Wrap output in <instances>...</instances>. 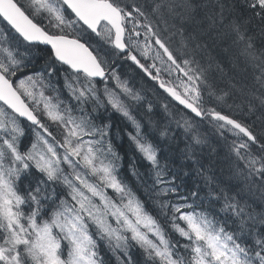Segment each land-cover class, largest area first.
<instances>
[{
	"label": "snow or ice",
	"instance_id": "snow-or-ice-1",
	"mask_svg": "<svg viewBox=\"0 0 264 264\" xmlns=\"http://www.w3.org/2000/svg\"><path fill=\"white\" fill-rule=\"evenodd\" d=\"M243 2L252 17L264 23V0ZM217 6L219 23L223 24L226 7L232 10L234 5L226 6L222 0H217ZM195 8L193 0L180 3L158 0L151 11L167 24L166 15L183 22ZM45 14L48 25L56 31L37 22L36 17ZM140 18L144 21L141 25L145 35L143 46L133 40L131 34L125 40L130 19L136 21L131 32L140 35L136 31ZM0 23L8 29L0 32V264H137L132 255L134 248L142 253L144 264H264V234L254 238L252 243L244 239L253 234L257 218L247 213L245 206L233 197L223 195L222 211L238 219V230L234 231H229L226 223L209 212L198 210L194 202L186 203V196L175 203L165 199L178 191L174 186L175 177L171 181L165 179L157 148L142 133L120 93L107 88L104 91L107 104L134 126L135 134L129 133V137L155 172L156 206L171 233L180 238L175 241L165 225L118 178L116 161L120 157L108 139L109 125L97 126L83 107L81 116H73L72 106L62 107L64 102L59 95L55 97L56 103L53 97L45 95L46 89L59 93L51 78L67 66L63 87L69 90L71 97L80 105L93 103V111L103 106L91 78L105 76V61L91 44L82 42L80 33L90 30L100 41L124 53L153 80L159 78L160 69H156L157 75H152L132 49L147 57L153 46H158L162 53L157 50L154 59L161 64L170 62L168 69L171 71L174 66L184 72L188 81L182 82L183 93L166 86L163 80L159 86L196 117L210 116L218 122L219 129L230 125L229 131L243 133L247 141L234 143L233 150L250 176L255 174L264 180V143L236 119L215 108H202L199 85L206 83L205 70L195 60H181L160 30L152 26L142 7L125 0H30L27 5L19 0H0ZM229 26L235 36L234 43L243 45L240 55L258 62L254 63L259 69L255 79L264 87V49L257 55L253 38L238 20L233 19ZM70 30H75L77 35H70ZM13 31L17 34L13 38L18 41L22 38L31 46H50L45 71L17 78L27 65L17 58L18 53L12 48L3 46L8 44ZM151 68H155V64ZM111 75L125 96L134 101L140 99L115 72ZM260 102L264 104V97ZM41 104L42 114L66 129L63 142H57L64 149L63 156L49 142L47 137L52 133L36 114ZM19 118H26L36 126L32 128L34 140L25 151H21L25 129L18 122ZM185 127L190 130L192 125L185 121ZM85 136L92 139L84 140ZM193 139L196 144L202 143L198 136ZM249 142L259 146L258 155L252 153ZM62 164L71 171L65 172ZM33 169L41 175L21 189L22 177L31 175ZM50 183L63 185L67 190L65 198L59 197L55 189L49 191ZM105 189L113 190L116 197L109 196ZM198 195V192L191 193L193 198ZM259 223L264 225V215ZM181 239L185 242L181 243ZM105 254H110V258L106 260Z\"/></svg>",
	"mask_w": 264,
	"mask_h": 264
},
{
	"label": "trees",
	"instance_id": "trees-1",
	"mask_svg": "<svg viewBox=\"0 0 264 264\" xmlns=\"http://www.w3.org/2000/svg\"><path fill=\"white\" fill-rule=\"evenodd\" d=\"M125 2L142 7L152 26L160 30V34L167 39L170 49L181 60H195L205 70L206 83L199 85L202 108H215L236 119L264 143V104L260 102V98L264 97V87L256 81L255 76L259 75V69L254 67V63L258 62H252L240 55L243 45L234 43L235 36L229 26L230 21L238 20L242 27L247 29V34L253 38L257 55L264 49V23L252 17L243 0H222L226 6L234 5L232 10L226 7L224 12L226 19L223 24L219 23L217 0H193L196 8L189 18L181 22L178 18L173 19L166 15L167 24L151 11L158 0ZM175 2L180 3L181 0ZM213 19L216 23H213ZM36 20L42 19L39 16ZM139 23L141 25L144 23L143 18H140ZM19 49L24 51V47ZM27 53L31 55L30 59L24 60L27 67H31L28 70H34L32 69L34 66H37L36 73L46 70L50 56L46 47H30L27 51L20 52V55L24 56ZM125 66L127 73L124 76L130 83L145 86L144 95L141 94L134 105L127 106L140 124L142 133L157 148L160 165L165 168L168 180L171 181L172 177H175L174 186L178 190L176 193L188 197L186 203L194 202L199 206L198 210L207 211L218 221L226 223L229 231L238 230L239 221L231 213L222 211L223 195L233 197L235 201L245 206L247 213L257 218L253 234L246 235L244 239L252 243L254 238L264 234V225L259 223V218L264 215V180L255 174L249 175L248 169L238 160L233 150L235 141L219 132L208 119H193L182 108L173 104L148 79L141 77L140 71L133 64ZM57 67L59 68L58 65ZM181 67H184L182 63ZM59 72L58 79L61 80V74L64 73L62 69ZM51 79L54 82L55 79L53 77ZM135 89L139 90L138 87ZM210 92L214 94L209 95ZM221 96L222 100L217 99ZM63 102V106L69 105L68 99H63ZM162 103L168 105L166 109L170 114L162 108ZM71 106L73 112H78L79 104L75 109L73 105ZM103 106L93 111L95 105L92 103L86 112L92 116L97 126L104 124L110 126L109 139L120 157L116 161L118 169L122 168L124 172L126 167H131L137 176L147 183L152 168L129 137V133L135 134L134 127L118 117L110 107L104 104ZM99 111L108 117L101 116ZM185 121L192 125L190 130H186ZM196 136L202 143L194 142L193 138ZM250 147L253 154H259L258 145ZM40 175L33 169L31 175L22 177L21 189L30 182L34 183L35 178ZM128 184L138 192L136 183L129 176ZM48 188L49 191L55 189L56 194H59V184L50 183ZM192 192H198V197L193 198ZM156 199L157 197L152 198L153 205L146 202V208L163 224L161 221L163 216L159 214L157 207H153L156 206ZM164 225L171 233L170 226L165 223ZM171 235L174 241L180 239L174 233ZM180 242L185 241L181 239ZM132 255L137 264H144V257L139 249H132Z\"/></svg>",
	"mask_w": 264,
	"mask_h": 264
},
{
	"label": "rangeland",
	"instance_id": "rangeland-1",
	"mask_svg": "<svg viewBox=\"0 0 264 264\" xmlns=\"http://www.w3.org/2000/svg\"><path fill=\"white\" fill-rule=\"evenodd\" d=\"M141 46H143V44H141ZM102 52H103V54H105V55H107V53H106V51L105 50H102ZM113 56L112 55H110V58H112ZM253 62V61H252ZM160 66L162 67V68H164V64H160ZM256 77V76H255ZM99 113L101 114V116H106V117H108V115L107 114H105L104 112H102V111H99ZM110 137V134H109V136H108V138ZM83 139L84 140H88V139H92V137H88V136H85V137H83ZM59 155H61V156H63V154H64V151H62L61 153H58ZM63 168H64V170H65V172H70L71 171V169H69L68 168V166L66 165V164H64V166L63 165H61ZM78 170H81V169H78ZM154 180H155V173H149V178L147 179V183L146 182H143L140 178L138 179V181L136 182V185L137 186H139V187H141L142 188V190H141V192L143 193V197L146 199V200H149L150 201V203L152 202V198L153 197H156V194H155V191H153V183H154ZM49 189V188H48ZM152 191H153V193H152ZM154 194V195H153ZM171 202V201H170ZM173 203V202H172ZM151 205H153V204H151ZM153 207H157V206H153ZM163 223H165V224H167V222H166V220H165V218L163 217L162 218V220H161ZM168 225V224H167Z\"/></svg>",
	"mask_w": 264,
	"mask_h": 264
},
{
	"label": "water",
	"instance_id": "water-1",
	"mask_svg": "<svg viewBox=\"0 0 264 264\" xmlns=\"http://www.w3.org/2000/svg\"><path fill=\"white\" fill-rule=\"evenodd\" d=\"M50 47V46H49ZM172 97V96H171ZM173 98V97H172ZM174 99V98H173ZM175 100V99H174ZM176 101V100H175ZM177 103H179L178 101H176ZM181 105V104H180ZM183 106V105H182ZM189 110V109H188ZM190 111V110H189Z\"/></svg>",
	"mask_w": 264,
	"mask_h": 264
}]
</instances>
